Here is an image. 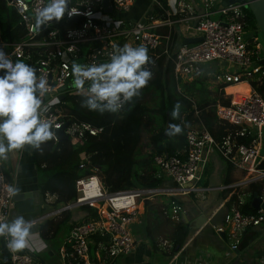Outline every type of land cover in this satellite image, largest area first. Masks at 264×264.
Instances as JSON below:
<instances>
[{"label": "built area", "instance_id": "built-area-1", "mask_svg": "<svg viewBox=\"0 0 264 264\" xmlns=\"http://www.w3.org/2000/svg\"><path fill=\"white\" fill-rule=\"evenodd\" d=\"M3 1L16 10L23 32L16 41L2 39L0 48L13 62L22 60L37 69L38 77L44 76L48 80L52 92L45 97L44 103L53 96H58L61 101L43 117L53 121L54 131L66 125L68 141L74 146L83 144L88 136H98L103 128L79 120L71 112L72 101L66 99V95L76 96L69 93L74 89L71 65L73 62L83 65L107 62L113 44L145 46L154 61L146 67L153 73L162 55L174 60L178 83L195 80L204 73L205 65L217 61L221 66L217 72L209 73L211 83L214 87L225 85L226 97L231 100L229 105H215L218 119L229 127L222 140H217L201 121L188 132L183 151L177 155L164 152L155 156L157 175L166 178L161 187L109 191L98 174L77 180L76 201L64 207L88 205L96 209V214L88 213L72 224L59 248L62 264H109L119 256L131 253L137 245L132 226L140 222L146 200L211 190L198 187L197 183L203 180L213 150L245 176L242 180L214 188L221 192L232 190L228 194L229 200L233 194L238 195V201L227 206L223 223L215 226L217 233H225L227 239H234L230 244L234 251L239 249L244 232L250 226L264 224V208L257 210L256 215L242 210L248 198L241 190L252 183L262 184L259 197L264 202V49L258 34L249 36L246 29L247 4L236 2L224 6V0H201L203 9L196 16V25L189 29L193 32L190 37L202 39L184 43L176 49L171 34L158 31L161 26L171 27L173 23L161 0H149L154 10L140 23L122 17L133 9L136 0H71V6L79 8L80 14L71 18L66 14L59 22L42 26L39 33L30 30L34 12L48 0ZM216 15L219 18H214ZM223 66L227 68L223 70ZM3 74L0 70V75ZM238 85L247 86L248 92L242 93L240 102L235 103V94L227 89ZM196 115L199 116L200 111L196 110ZM57 124L58 128L55 127ZM54 141L59 142L57 136ZM17 178V173L8 177L0 169V216L8 220L15 209L14 194L8 189L15 187ZM248 195L250 197V193ZM170 207L172 218L180 220L183 204L172 199ZM63 208L58 212L61 213ZM3 242L5 245L4 239ZM10 258L12 264H45L23 250L15 256L10 253Z\"/></svg>", "mask_w": 264, "mask_h": 264}, {"label": "trees", "instance_id": "trees-1", "mask_svg": "<svg viewBox=\"0 0 264 264\" xmlns=\"http://www.w3.org/2000/svg\"><path fill=\"white\" fill-rule=\"evenodd\" d=\"M246 29L251 35H257L260 27L254 14L247 8ZM23 29L14 8L0 0V34L3 40L10 42L19 39ZM174 43V41H173ZM204 74V73H203ZM224 86L209 87V77H198L190 82L178 83L175 77V62L162 55L148 85L127 104L120 113L101 115L81 106V95L68 96L74 102L71 112L79 120L89 121L103 128L98 136H88L81 145H72L68 140L48 141L42 145L43 151L34 150L35 167L38 172L45 171V178L39 183L42 199L54 196V206H66L76 201L78 196L76 182L82 177L98 174L109 191L131 188H159L166 178L158 177L155 156L161 153L177 155L186 147L190 129L203 121L217 140L228 134L227 124L220 122L215 105H229ZM227 86V85H226ZM262 90V89H260ZM182 105L180 118L170 115L174 105ZM196 110L200 115H196ZM170 124L183 128L180 135L169 138L166 129ZM150 134V152L142 154L140 146L143 134ZM240 141H245L239 139ZM81 163L84 164L81 167ZM233 166H228L225 184H231L230 175ZM9 177L8 172H6ZM262 184L252 183L250 197L242 206L243 212L256 215L252 202L254 194L261 193ZM232 190L225 191L230 193ZM166 197V196H165ZM176 197H166L160 201H145V210L141 225L145 237L154 249L169 242L170 256L179 252L189 240L190 225L183 220H174L171 216L170 201ZM179 201V200H178ZM238 201L233 194L227 206ZM181 202V201H180ZM88 213L96 214V209L82 206ZM70 210H64L53 218H47L40 224V234L45 240H52L61 226L70 222ZM138 231V230H137ZM134 234L136 236V232Z\"/></svg>", "mask_w": 264, "mask_h": 264}, {"label": "clouds", "instance_id": "clouds-1", "mask_svg": "<svg viewBox=\"0 0 264 264\" xmlns=\"http://www.w3.org/2000/svg\"><path fill=\"white\" fill-rule=\"evenodd\" d=\"M66 14L71 18L80 14V9L72 7L71 0H48L35 9L30 30L39 33L42 26L59 22ZM150 62L154 63L143 45L113 44L107 62L72 63V87L83 97L82 107L101 115L117 114L140 96L152 79L153 72L146 67ZM0 70L4 73L0 75V160H7L10 152L26 145L42 152V145L56 138L53 121L45 119L43 114L58 103L59 98H50L45 104V97L52 92L48 80L44 76L38 77L37 69L22 60L13 62L3 48H0ZM181 107L177 101L170 113L173 119L180 118ZM182 132L183 128L178 124H170L166 129L169 138ZM8 191L15 194L18 189L9 187ZM33 227L34 222L23 215L11 221L0 216V238L4 239L13 256L28 246Z\"/></svg>", "mask_w": 264, "mask_h": 264}, {"label": "crops", "instance_id": "crops-1", "mask_svg": "<svg viewBox=\"0 0 264 264\" xmlns=\"http://www.w3.org/2000/svg\"><path fill=\"white\" fill-rule=\"evenodd\" d=\"M161 1L166 10L171 14L170 18L173 23L171 27L161 26L158 31L162 34L170 33L175 44L174 47L177 49L185 43L186 38H189L192 35L193 32L189 27L196 25V16L201 13L203 6L201 0ZM153 10L154 8L151 6L149 0H136L133 9L130 12L123 14L122 17L135 23H140L145 21ZM227 91L238 96L244 90L240 86H234L229 87ZM222 159L224 160L223 157ZM1 161L2 166H0V169L2 171L8 172L11 176L16 173L18 175L17 183L15 185V188H17L18 191L16 192H33L34 195V211L19 213L15 208L12 211L9 220L11 221L16 216L23 215L26 220L34 222L28 246L23 251L32 254L35 258L45 264H62L59 257V248L67 236L72 224L81 218H77L76 220L67 223V231L62 235L60 241L58 240V244H53L51 242L52 240H45L42 238L40 234V224L47 218L55 217V212L59 210L58 208H60V205L53 208L55 200V197L53 196H48L45 200L42 199L39 186V173L35 167L34 151L32 147L26 145L22 150H14L8 154L7 160ZM224 161L228 166L230 165L226 160ZM210 163L211 158H209V165H207L205 169L204 176L211 166ZM227 169L228 167L223 172L224 182L221 186L226 185L225 178ZM239 174H242V172L233 166L230 175L231 183L236 182L240 177ZM203 181L204 180H202V182ZM206 186L204 185L202 188H211L209 191L215 190L214 188H216ZM209 191H201L191 194L190 196L193 197L191 200L192 205L189 207L181 201L184 206V211L181 214L180 220L188 223L191 229L188 242L179 252L170 256V254H168L170 253L169 242L165 241L160 244L159 249H154L151 247L152 245L148 239L141 237V240L136 239V248L131 253L121 257L120 260L116 258L109 264H264V224L250 226L244 232L239 249L232 251L230 245L227 246L222 242L223 238L217 233L215 226L208 224V221L211 218H214L218 210L222 208L227 209L229 195L225 191H220L215 196L214 201L199 204L197 198L200 200L206 199ZM144 210L145 208L142 210L143 213ZM41 211H44V213ZM202 215L205 216L208 221H200L197 223ZM137 224L141 225V220ZM197 225L199 226L196 227ZM192 227H195L196 229H193ZM215 233H217L218 236H216ZM0 264H12L10 253L5 247L2 238H0Z\"/></svg>", "mask_w": 264, "mask_h": 264}, {"label": "rangeland", "instance_id": "rangeland-1", "mask_svg": "<svg viewBox=\"0 0 264 264\" xmlns=\"http://www.w3.org/2000/svg\"><path fill=\"white\" fill-rule=\"evenodd\" d=\"M214 18H219V15H216ZM257 34L259 36V40H260L261 44L263 45V49H264V34H263L262 30L260 29V31ZM1 41H2V37H1V34H0V42ZM220 66L221 65L217 61L212 62L211 64H207V65L204 66V74H201L199 76V77H206V76L209 77V87L212 90H214L213 87L215 85L213 83H211L212 76L209 73H213L214 71L217 72L218 69L220 68ZM226 68H227L226 66H223V70L226 69ZM69 93H71L73 95H78V94H76L75 89H70L69 90ZM56 97H58V96H53V98H56ZM60 101L61 100L59 98V102ZM71 103H72L71 104V107H72V105L74 104V102H71ZM149 137H150V134L148 132H145L143 134V139H142V143H141V146H140V150H141L140 152H142V154H147L148 152H150L151 146H150V139H149ZM33 151H34V149H33ZM212 153H213V154H211L212 157L210 156V158H211V163H210L211 166H210L208 172L206 173V175L203 178L204 181L203 182H200V183H197V186L198 187H203L204 185L205 186L207 185L206 187H216L217 188V186H221V184L224 182V180H223V172L228 167V164L222 159V157L220 156V154L216 150H213ZM38 173H39V182H41L46 177L45 176V171L44 170H40V172H38ZM239 176L240 177L236 181L242 180L245 177L243 173L242 174H239ZM219 192H220L219 190L209 191L208 192V196H207L206 199L200 200V199L197 198V201H199L198 202L199 204L210 203V202L214 201L215 196ZM241 192H245L246 193V196L245 197L246 198H249V195H248L250 193L249 192V188L243 189V190H241ZM193 193H196V192H192V193L186 194V195H179V196H176V198L179 200V202L182 201V202H184L186 204L187 207H189V206L192 205V201L191 200H192L193 197L190 196V195L193 194ZM162 197L163 198H166L165 196H155L153 199H154V201L156 200V202H157V201H160L162 199ZM182 202H180V203H182ZM63 207H64L63 205H60V208H58V209L61 210V208H63ZM53 208H56V207L54 206ZM67 210H70V213H71V219H70V221L76 220L77 218L78 219L79 218L82 219V218H84V216L86 214H88V211L87 210L85 211V209L82 206L72 207V208L67 209ZM41 212L44 213V211H41ZM59 214L60 213L58 211L55 212V215H59ZM141 226L142 225H140V224L139 225L138 224L137 225L135 224L134 226H132L133 232L138 230L136 232V236H135L137 240L138 239L141 240L140 239L141 237L147 239L145 237L143 227H141ZM67 228H68V225L67 224H64L63 226H61L60 231L55 236V238L52 239L51 242L53 244L54 243L58 244V240L60 241L62 235H64L66 233ZM215 235L218 236L217 233H215ZM233 240L234 239H232L231 237H229L226 241L223 240L222 242L225 245L229 246L232 243ZM148 241L150 242V240H148ZM150 244L152 245L151 242H150ZM123 256H125V255L119 256L118 259L120 260L121 257H123ZM119 260H118V262H119Z\"/></svg>", "mask_w": 264, "mask_h": 264}, {"label": "water", "instance_id": "water-1", "mask_svg": "<svg viewBox=\"0 0 264 264\" xmlns=\"http://www.w3.org/2000/svg\"><path fill=\"white\" fill-rule=\"evenodd\" d=\"M244 3L247 4V6L250 8L252 13L255 16V19L261 28L263 34H264V0H224L222 5L226 6L229 3ZM202 38L201 37H189L185 39V43H195L199 42ZM264 64V61H262ZM65 90V88H63ZM64 96H62V99ZM65 127L62 129L55 130L56 136L59 141L68 140V135L65 133ZM264 153V149L262 150ZM14 201H15V208L18 210L19 213H28L34 211V195L33 192H16L14 194ZM254 208L256 210H259L260 208H264V202L262 203V199L259 197V194L256 192L254 194L253 202H252ZM77 206V204L75 205ZM67 207H64L62 211L67 210ZM226 209L222 208L216 212L214 218H211L209 221L205 216H201V218L198 219L197 223L200 221H208V224H212L213 226H219L223 223V218L226 214ZM197 225L196 227H198ZM193 229H196L195 227H192ZM220 236L223 238V240H227L225 233H220Z\"/></svg>", "mask_w": 264, "mask_h": 264}, {"label": "bare ground", "instance_id": "bare-ground-1", "mask_svg": "<svg viewBox=\"0 0 264 264\" xmlns=\"http://www.w3.org/2000/svg\"><path fill=\"white\" fill-rule=\"evenodd\" d=\"M239 86L242 87V89H243L244 91L241 92L238 96H237V95L234 96V102H235V103H239V102H240L241 94H242V93H247V92H248V88H247V86H245V85H239Z\"/></svg>", "mask_w": 264, "mask_h": 264}]
</instances>
